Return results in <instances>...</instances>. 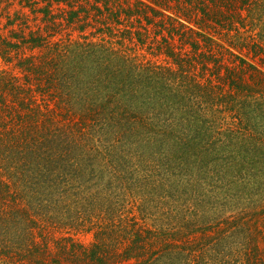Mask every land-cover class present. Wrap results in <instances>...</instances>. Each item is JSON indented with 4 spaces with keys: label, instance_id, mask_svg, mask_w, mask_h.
I'll return each mask as SVG.
<instances>
[{
    "label": "trees",
    "instance_id": "obj_1",
    "mask_svg": "<svg viewBox=\"0 0 264 264\" xmlns=\"http://www.w3.org/2000/svg\"><path fill=\"white\" fill-rule=\"evenodd\" d=\"M3 4L0 264H264V0Z\"/></svg>",
    "mask_w": 264,
    "mask_h": 264
},
{
    "label": "rangeland",
    "instance_id": "obj_2",
    "mask_svg": "<svg viewBox=\"0 0 264 264\" xmlns=\"http://www.w3.org/2000/svg\"><path fill=\"white\" fill-rule=\"evenodd\" d=\"M0 8H7V7H10V8H15V9H17V7H15V6H17V5H14V4H3V0H0ZM4 20V18H3V15H0V21H3ZM219 41V40H218ZM220 43H222L224 46H226V44L224 43V42H222V41H219ZM258 65L262 68V69H264V63H262L261 61H258ZM261 110H262V113H261V116H262V119H260L261 121H262V135L264 136V106L261 108ZM247 214H244V215H242V216H246ZM263 224V223H262ZM258 225H261V223H259ZM73 237L77 240V241H79V242H81V243H83V244H88L91 240H92V235L90 234V233H85V232H80V233H75L74 235H73ZM240 239V235L239 236H235L234 237V239H233V241H238Z\"/></svg>",
    "mask_w": 264,
    "mask_h": 264
}]
</instances>
